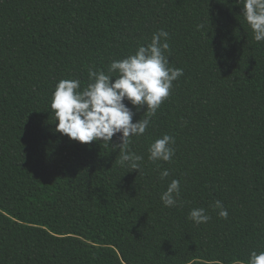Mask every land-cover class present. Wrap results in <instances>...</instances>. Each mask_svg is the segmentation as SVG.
Returning <instances> with one entry per match:
<instances>
[{
    "label": "trees",
    "instance_id": "16d2710c",
    "mask_svg": "<svg viewBox=\"0 0 264 264\" xmlns=\"http://www.w3.org/2000/svg\"><path fill=\"white\" fill-rule=\"evenodd\" d=\"M237 0H0V264H248L264 252V42ZM166 31L183 70L119 164V133L55 131L62 79L87 85ZM133 122L144 119V106ZM171 161L148 159L163 135ZM161 170L169 176L160 179ZM179 180L178 204L161 195ZM220 201L227 218L214 207ZM204 208L196 224L188 214Z\"/></svg>",
    "mask_w": 264,
    "mask_h": 264
},
{
    "label": "clouds",
    "instance_id": "9594fccd",
    "mask_svg": "<svg viewBox=\"0 0 264 264\" xmlns=\"http://www.w3.org/2000/svg\"><path fill=\"white\" fill-rule=\"evenodd\" d=\"M242 4L241 14L253 33L256 42H264V0H237ZM169 34L159 30L152 35L151 42L139 46L134 54L122 60H113L108 66V73L102 70H88V83L81 89L79 79L60 80L50 100V109L55 116V131L82 144L94 141L106 143L116 134L119 144V164L128 163L132 169L139 170L138 163L143 157L129 150L130 138L145 133L152 116L160 105L169 97L173 82L183 75V70L169 67ZM139 108L145 107L144 119L133 122V111L125 104ZM174 137L163 135L149 145L148 159L169 162L175 150ZM169 176L168 170H161L160 179ZM180 182L173 179L161 195L165 207L178 204ZM214 207L218 215L227 218L228 212L220 201ZM189 220L196 224L206 223L210 216L204 208L190 210ZM248 264H264V252L250 253Z\"/></svg>",
    "mask_w": 264,
    "mask_h": 264
},
{
    "label": "rangeland",
    "instance_id": "374dc122",
    "mask_svg": "<svg viewBox=\"0 0 264 264\" xmlns=\"http://www.w3.org/2000/svg\"><path fill=\"white\" fill-rule=\"evenodd\" d=\"M110 260L113 264H119L117 259L113 255L110 256Z\"/></svg>",
    "mask_w": 264,
    "mask_h": 264
}]
</instances>
